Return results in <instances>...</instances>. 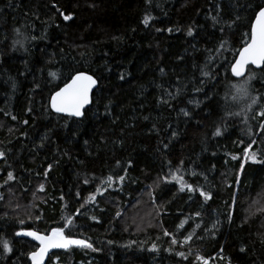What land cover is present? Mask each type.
Returning <instances> with one entry per match:
<instances>
[{
    "label": "trees",
    "instance_id": "obj_1",
    "mask_svg": "<svg viewBox=\"0 0 264 264\" xmlns=\"http://www.w3.org/2000/svg\"><path fill=\"white\" fill-rule=\"evenodd\" d=\"M259 5L0 0V239L12 249L0 244V264H32L38 244L16 233L48 234L66 218L65 235L96 251H56L48 264H200L196 254L264 264V71L254 70L247 95L233 85L254 68L231 73ZM77 72L99 83L81 119L50 107ZM173 175L194 191H180Z\"/></svg>",
    "mask_w": 264,
    "mask_h": 264
},
{
    "label": "snow or ice",
    "instance_id": "obj_2",
    "mask_svg": "<svg viewBox=\"0 0 264 264\" xmlns=\"http://www.w3.org/2000/svg\"><path fill=\"white\" fill-rule=\"evenodd\" d=\"M55 7V5H54ZM59 11V9H57ZM61 15L63 16V19L65 21L72 20V15H65L61 12ZM151 17H145L143 23L145 26L148 25L149 20ZM240 17L237 15L236 19L233 20V24L236 23L237 20H239ZM231 27V25H229ZM19 32V29L16 30ZM171 31V29H169ZM188 35H192V31H188ZM247 40L244 42L242 48L238 50L236 53L237 58L235 60V63L231 66L232 74L236 77H242L245 75V70L248 68V66H255V69H260L261 71H264V5H259L256 8V11L254 12L253 19L250 23V30L248 33H246ZM224 43H221V47H224ZM250 69L249 74L247 76V79L244 84L237 87L236 85H233V87L237 88V91L240 93H243L244 95H247V83L255 78L254 76V70ZM49 75H51L53 78L56 77L55 72H50ZM123 78V77H122ZM97 80L93 78L92 75H88L84 72H77L75 75L71 76L69 78V82H66L63 87H61L58 91H56L50 98V104L51 108L55 110L57 113L65 114L68 117H75V118H81L85 115V109L88 105L92 103L91 99V93L92 90L96 87ZM257 103V98H253L252 104ZM251 105H249V108ZM185 116H188L189 113L187 111L184 112ZM236 115H239V113H236ZM259 116L264 117V110H261L258 113ZM12 119H16L15 116L12 117ZM27 123V121H25ZM261 131H264V124L259 125ZM221 129L217 127L216 131L214 132L215 136H220ZM252 143L254 144L255 141L253 140ZM251 145L249 146V149H245V154L247 155L250 150ZM4 157V153L0 152V159ZM251 158L254 162H256V156L253 152L251 155ZM233 159H236V157H233ZM183 164V161H181V165ZM51 166H49L50 170ZM177 172H180V168H177ZM45 176H47V172H45ZM14 179L13 173L8 172L7 174V180L11 181ZM121 181H123L124 177H119ZM173 180H175L179 186L180 191H184L185 188L188 189V191H194L193 187L189 184H187L184 181L183 175H173ZM113 181V177L109 176L107 177V180L105 183H107L109 186H111V183ZM87 183V181H85ZM40 190H43V185L40 186ZM99 192V189H97ZM102 194V193H101ZM201 196H203L206 200L211 199V194L206 193L204 191H200L199 193ZM2 198V197H0ZM62 199V197H61ZM95 196L89 197V201H94ZM83 207V205H81ZM77 215L80 214V210L77 209L76 212ZM119 215V213H117ZM198 215V214H197ZM93 219H95L93 217ZM229 219L231 217L229 216ZM23 223V221H21ZM73 221L71 218H66L65 224L61 227H56L51 229L50 233L47 235L39 234L35 231H28V232H17L16 235H25L31 237L33 240L39 242V246L36 251H33L29 254V259L32 261V264H44L45 257L49 253V250L51 249H69L72 245H77L85 248H91L93 251H96L92 247L90 243H87L85 240H79V239H71L68 236L65 235V228L70 227L72 225ZM183 225H181L182 227ZM199 227V226H197ZM215 228V225H213ZM165 236L170 235L167 231L164 232ZM195 235V232L189 233L187 236L184 237V240L182 241L183 244H189L190 241H192L193 236ZM203 237H198V239H202ZM111 243V241L109 242ZM178 243L177 239L175 237L172 238L171 244L176 245ZM0 244H2L5 252H11L12 249L9 245V241L5 239H0ZM153 250H155V246H153ZM241 251H244L242 248ZM176 255L180 256L183 259H188V256L192 255L191 249L186 254L185 252H177ZM195 260L199 261L200 264H209L208 259L205 257L196 254ZM230 264V262H229Z\"/></svg>",
    "mask_w": 264,
    "mask_h": 264
},
{
    "label": "water",
    "instance_id": "obj_3",
    "mask_svg": "<svg viewBox=\"0 0 264 264\" xmlns=\"http://www.w3.org/2000/svg\"><path fill=\"white\" fill-rule=\"evenodd\" d=\"M237 58V57H236ZM236 60V59H235ZM234 63H235V61H234ZM233 63V64H234ZM250 67H253L254 69H255V66H248V68H246V70H245V75L244 76H242V77H236V76H234L233 74H232V76L235 78V79H243L247 74H248V70H249V68ZM84 73H86V74H88V75H91L90 73H87V72H84ZM231 73H232V71H231ZM94 79H95V77H93ZM69 82V81H68ZM98 85H99V83H98V81H97V85H96V87L92 90V93L90 94L91 95V99L93 100V94H94V92L96 91V89L98 88ZM64 86V85H63ZM62 86V87H63ZM61 88V87H60ZM59 88V89H60ZM58 89V90H59ZM57 90V91H58ZM56 92V91H55ZM54 92V93H55ZM53 93V94H54ZM52 94V95H53ZM92 104V103H91ZM90 104V105H91ZM90 105H88L87 107H86V109L88 108V107H90ZM50 107H51V104H50ZM85 109V110H86ZM51 110L54 112V113H56V114H58V115H62V116H66L65 114H62V113H57V112H55V110L54 109H52L51 108ZM66 117H68V116H66ZM84 117V116H83ZM83 117H81V118H83ZM73 118H75V117H73ZM81 118H77V119H81ZM36 232V231H35ZM37 233H39V232H37ZM39 234H42V235H47V234H45V233H39ZM49 234V233H48ZM71 239H74V238H71ZM35 241V240H34ZM36 243H38L39 244V242L38 241H35ZM72 247H81V246H77V245H72V246H70L69 247V249L70 248H72ZM69 249H67V250H69ZM67 250H65V249H51V250H49V253L47 254V256L45 257V261H44V264H47L48 263V260H49V258H50V256L54 253V252H56V251H67ZM31 261V260H30ZM31 263H32V261H31Z\"/></svg>",
    "mask_w": 264,
    "mask_h": 264
},
{
    "label": "bare ground",
    "instance_id": "obj_4",
    "mask_svg": "<svg viewBox=\"0 0 264 264\" xmlns=\"http://www.w3.org/2000/svg\"><path fill=\"white\" fill-rule=\"evenodd\" d=\"M92 75V74H91ZM93 76V75H92ZM94 77V76H93ZM95 79H96V77H95ZM97 80V79H96ZM98 81V80H97ZM62 116V115H61ZM3 179H4V177H3ZM32 231H35V230H32ZM40 233V232H39ZM38 244V243H37ZM38 246H39V244H38ZM38 248V247H37ZM37 250V249H36ZM36 250H34V251H36ZM48 264V263H47ZM254 264V263H253Z\"/></svg>",
    "mask_w": 264,
    "mask_h": 264
}]
</instances>
